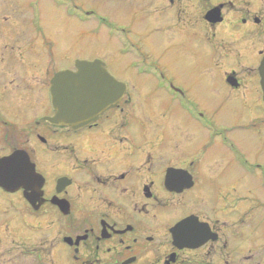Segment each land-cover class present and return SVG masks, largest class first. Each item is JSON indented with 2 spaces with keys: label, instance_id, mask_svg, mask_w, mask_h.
<instances>
[{
  "label": "flooded vegetation",
  "instance_id": "obj_1",
  "mask_svg": "<svg viewBox=\"0 0 264 264\" xmlns=\"http://www.w3.org/2000/svg\"><path fill=\"white\" fill-rule=\"evenodd\" d=\"M149 34L240 91L226 101L239 105L234 127L254 133L253 158L169 77L158 106L106 62L127 87L113 107L76 130L44 120L53 77L102 49L86 38L125 55ZM263 68L264 0H0V165L33 171L0 186V264H264Z\"/></svg>",
  "mask_w": 264,
  "mask_h": 264
},
{
  "label": "rangeland",
  "instance_id": "obj_2",
  "mask_svg": "<svg viewBox=\"0 0 264 264\" xmlns=\"http://www.w3.org/2000/svg\"><path fill=\"white\" fill-rule=\"evenodd\" d=\"M80 1L84 2L85 0ZM97 6L101 11L108 10L107 7L99 3H97ZM110 11L111 9L109 12ZM2 14H4V11H2ZM111 14L117 22L123 21L128 25L132 24L134 27L139 26L140 22L131 17L127 18L124 11H111ZM44 22L48 23V20H44ZM53 29L55 30V28ZM70 31L72 38L74 37L73 35L76 36L80 33L79 27L76 25L75 21H71ZM135 33H137V31H135ZM129 37L131 40L138 39L132 34L129 35ZM65 40L73 41V39L68 38ZM65 40L60 39L59 42ZM98 41L103 46L102 49L97 48V51L84 50L85 52H83L82 56H77L76 60L89 61L100 59L106 62L109 71L114 74L116 78L125 80L128 83L130 96H135V98L139 96H152V98L159 99L158 106L161 105L160 100H163L162 98L167 99V97L171 96L169 95L172 94L169 90L170 85L173 88L182 89L185 94L184 96L189 102L196 103L201 109L212 115L213 124L215 126L236 129L237 133H229L230 139L236 142L247 158H253L255 156L254 133H242L238 128L234 127L241 124L239 117H236L234 120L231 117L232 112H237L239 110V105H229L226 101V99L240 96V91L234 90L231 92L222 80H219V78L213 79L211 75H208V73L204 71L206 66L198 61L192 60V58L183 56L182 51L175 47H167L166 38L159 34H149L143 40L138 41L141 46L139 50L142 52H131L125 55L116 53L115 43L110 46L104 39L99 40V38L96 37L86 38L87 43L96 44ZM54 44H57L56 40ZM58 54L59 50L54 48L53 56H57ZM114 58L117 59V61L112 64ZM134 63L140 66H152L154 67V71L148 73L147 71L142 72L137 70L138 68H126L127 65L132 66ZM160 74L169 77L167 83H170V85L162 83V81L159 80ZM152 113L158 115V112L152 111ZM227 157L226 155L225 158ZM236 173H239V171H236ZM257 191L260 190L257 189ZM259 194L263 195L261 192H259Z\"/></svg>",
  "mask_w": 264,
  "mask_h": 264
},
{
  "label": "water",
  "instance_id": "obj_3",
  "mask_svg": "<svg viewBox=\"0 0 264 264\" xmlns=\"http://www.w3.org/2000/svg\"><path fill=\"white\" fill-rule=\"evenodd\" d=\"M262 76L264 100V74ZM125 92L126 85L107 71L104 62H77L75 72L60 71L53 77L50 95L54 114L44 120L52 125L80 129L95 121L107 107H113ZM14 162V157H10L0 165V186L6 187L12 183L16 187H23L33 176L32 170L26 176V164Z\"/></svg>",
  "mask_w": 264,
  "mask_h": 264
}]
</instances>
